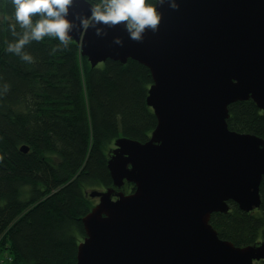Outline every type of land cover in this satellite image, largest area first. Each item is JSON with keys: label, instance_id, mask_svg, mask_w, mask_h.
Masks as SVG:
<instances>
[{"label": "water", "instance_id": "obj_1", "mask_svg": "<svg viewBox=\"0 0 264 264\" xmlns=\"http://www.w3.org/2000/svg\"><path fill=\"white\" fill-rule=\"evenodd\" d=\"M176 3L177 9L158 5L159 30L147 31L141 42L122 25L105 28L104 36L79 27L76 14L91 15L87 0L70 9L78 26L73 41L91 67L132 59L148 69L145 100L156 119L144 142L114 140L107 159L112 187L86 191L98 202L80 218L84 236L73 264L264 259V243L235 246L209 223L212 213L228 212L229 201L244 212L260 205L264 139L230 130L226 119L236 101L251 99L264 112V0ZM125 183L132 185L128 193L121 190Z\"/></svg>", "mask_w": 264, "mask_h": 264}, {"label": "trees", "instance_id": "obj_2", "mask_svg": "<svg viewBox=\"0 0 264 264\" xmlns=\"http://www.w3.org/2000/svg\"><path fill=\"white\" fill-rule=\"evenodd\" d=\"M13 12L10 0H0V259L73 264L84 236L80 218L94 205L86 189L112 187L107 159L114 140L144 142L156 124L145 100L151 76L132 59L91 67L73 40L55 54L58 40L32 42L24 51L35 62H25L7 51ZM228 113L230 130L264 139V112L251 99L229 104ZM228 205L209 223L219 238L253 245L264 229V183L259 214Z\"/></svg>", "mask_w": 264, "mask_h": 264}, {"label": "clouds", "instance_id": "obj_3", "mask_svg": "<svg viewBox=\"0 0 264 264\" xmlns=\"http://www.w3.org/2000/svg\"><path fill=\"white\" fill-rule=\"evenodd\" d=\"M166 2L172 9L178 8L176 0H98L90 5V16L76 14V19L79 20V27L83 30L93 27L98 36L107 35L105 28L122 25L130 39L141 42L147 31L159 30L163 14L158 5ZM74 3L75 0H10L14 22L9 24V31L15 39L8 44L7 51L25 62L34 63L35 58L24 51L32 42H42L45 38L58 40L50 54L68 49L73 40L71 33L78 27L75 21L68 18ZM114 42L123 44L119 37ZM9 87L6 84L4 92Z\"/></svg>", "mask_w": 264, "mask_h": 264}, {"label": "flooded vegetation", "instance_id": "obj_4", "mask_svg": "<svg viewBox=\"0 0 264 264\" xmlns=\"http://www.w3.org/2000/svg\"><path fill=\"white\" fill-rule=\"evenodd\" d=\"M264 183V176L261 177L260 180V184H259V197H261V185ZM242 211V210H241ZM244 212V211H243ZM244 213H248L250 215H257L260 213V205L248 212H244ZM260 243H264V229L259 231L258 235H257V239L255 240L254 245H259ZM256 262L255 264H263L264 263V259L259 260V262ZM253 262V264H254Z\"/></svg>", "mask_w": 264, "mask_h": 264}, {"label": "rangeland", "instance_id": "obj_5", "mask_svg": "<svg viewBox=\"0 0 264 264\" xmlns=\"http://www.w3.org/2000/svg\"><path fill=\"white\" fill-rule=\"evenodd\" d=\"M0 17H1V16H0ZM91 189L103 190L101 187L90 186V187H88V188L86 189V191H90ZM122 191L125 192L123 189H122ZM125 193H128V192H125ZM92 201H93L94 204L98 202L97 198H92ZM0 262H1L2 264H7V262H5V261L3 260V258L0 259ZM257 262H259V261H257ZM255 263H256V262H254V264H255Z\"/></svg>", "mask_w": 264, "mask_h": 264}, {"label": "built area", "instance_id": "obj_6", "mask_svg": "<svg viewBox=\"0 0 264 264\" xmlns=\"http://www.w3.org/2000/svg\"><path fill=\"white\" fill-rule=\"evenodd\" d=\"M10 260V258H8V261Z\"/></svg>", "mask_w": 264, "mask_h": 264}]
</instances>
